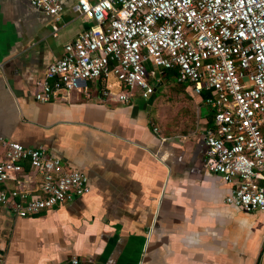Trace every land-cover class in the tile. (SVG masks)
<instances>
[{
	"label": "crops",
	"instance_id": "crops-1",
	"mask_svg": "<svg viewBox=\"0 0 264 264\" xmlns=\"http://www.w3.org/2000/svg\"><path fill=\"white\" fill-rule=\"evenodd\" d=\"M75 1L60 0L54 23L27 0H0V136L43 146L89 187L26 217L0 205L2 264H264V211L225 203L230 185L202 166L211 114L189 83L169 85L190 101L178 126L163 106L150 115L154 76L150 94L127 102L99 99L91 80L34 99L63 44L92 24Z\"/></svg>",
	"mask_w": 264,
	"mask_h": 264
},
{
	"label": "built area",
	"instance_id": "built-area-1",
	"mask_svg": "<svg viewBox=\"0 0 264 264\" xmlns=\"http://www.w3.org/2000/svg\"><path fill=\"white\" fill-rule=\"evenodd\" d=\"M27 1L58 20L60 0ZM72 9L92 24L63 44L34 99L45 102L95 79L99 99L127 102L133 91H153L147 65L173 70L176 82L204 94L211 127L202 134L201 163L230 185L224 202L264 211V0H76ZM88 191L86 176L43 146L0 136V205L14 216ZM60 264L80 261L71 256Z\"/></svg>",
	"mask_w": 264,
	"mask_h": 264
},
{
	"label": "rangeland",
	"instance_id": "rangeland-1",
	"mask_svg": "<svg viewBox=\"0 0 264 264\" xmlns=\"http://www.w3.org/2000/svg\"><path fill=\"white\" fill-rule=\"evenodd\" d=\"M148 69L152 70L151 76L162 78L163 82L154 90V96L151 100L150 115H154V112L161 109V107L163 106L166 111L168 124L175 126L181 125L185 119L189 118L186 110H188L187 105L190 101L183 94L179 95L178 93H176L175 89L172 86L169 87V85H177L176 83L178 82H176L175 80V75H173L172 72L162 74V69L159 67L149 66ZM151 76L149 75V77H147V81L151 85V87L154 88L156 82H154L153 79L150 78ZM91 81L92 83L97 85V80L92 79ZM187 84V82H183V85L187 86ZM164 88L166 91V95L163 93Z\"/></svg>",
	"mask_w": 264,
	"mask_h": 264
},
{
	"label": "trees",
	"instance_id": "trees-1",
	"mask_svg": "<svg viewBox=\"0 0 264 264\" xmlns=\"http://www.w3.org/2000/svg\"><path fill=\"white\" fill-rule=\"evenodd\" d=\"M148 65H147V69H148ZM167 72H172L173 74H175V72L173 71V70H166V69H162V73H167ZM198 95H200V97L202 98V100H203V98H204V94L202 93V94H198Z\"/></svg>",
	"mask_w": 264,
	"mask_h": 264
},
{
	"label": "water",
	"instance_id": "water-1",
	"mask_svg": "<svg viewBox=\"0 0 264 264\" xmlns=\"http://www.w3.org/2000/svg\"><path fill=\"white\" fill-rule=\"evenodd\" d=\"M1 256H2V251H0V258H1ZM0 264H2L1 260H0Z\"/></svg>",
	"mask_w": 264,
	"mask_h": 264
}]
</instances>
